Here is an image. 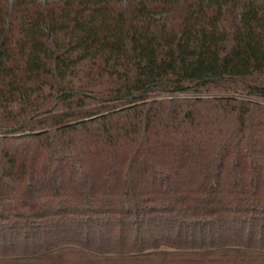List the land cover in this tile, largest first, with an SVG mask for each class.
<instances>
[{"label":"trees","instance_id":"obj_1","mask_svg":"<svg viewBox=\"0 0 264 264\" xmlns=\"http://www.w3.org/2000/svg\"><path fill=\"white\" fill-rule=\"evenodd\" d=\"M76 252L264 264V0H0V262Z\"/></svg>","mask_w":264,"mask_h":264},{"label":"rangeland","instance_id":"obj_2","mask_svg":"<svg viewBox=\"0 0 264 264\" xmlns=\"http://www.w3.org/2000/svg\"><path fill=\"white\" fill-rule=\"evenodd\" d=\"M77 254L75 255L74 258L70 259L69 264H150V262H136V261H127L124 259H116V258H109L106 261H97L89 256H84L82 254ZM81 257V258H79ZM55 258V257H54ZM53 258V259H54ZM52 259V260H53ZM0 264H34L32 261L30 262H16V263H7V262H0Z\"/></svg>","mask_w":264,"mask_h":264}]
</instances>
